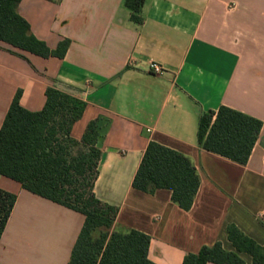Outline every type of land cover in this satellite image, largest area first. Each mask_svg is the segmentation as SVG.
I'll list each match as a JSON object with an SVG mask.
<instances>
[{
	"label": "crops",
	"instance_id": "crops-1",
	"mask_svg": "<svg viewBox=\"0 0 264 264\" xmlns=\"http://www.w3.org/2000/svg\"><path fill=\"white\" fill-rule=\"evenodd\" d=\"M17 12L49 49L64 39L69 46L63 58H43L0 42V127L17 91L31 112L43 108L50 85L83 100L70 137L79 141L97 121L94 195L117 207L115 229L150 237L155 264H182L215 242L234 251L228 225L264 247V0H145L141 24L123 0H20ZM220 106L262 124L245 165L198 145L201 115ZM150 141L195 167L200 183L188 211L169 190L132 188ZM0 190L16 196L0 264H66L84 216L2 175Z\"/></svg>",
	"mask_w": 264,
	"mask_h": 264
},
{
	"label": "trees",
	"instance_id": "trees-1",
	"mask_svg": "<svg viewBox=\"0 0 264 264\" xmlns=\"http://www.w3.org/2000/svg\"><path fill=\"white\" fill-rule=\"evenodd\" d=\"M19 2L0 0V42L43 58H63L69 40L49 49L31 34L28 23L18 14ZM144 2L123 0L130 20L136 24L143 22ZM19 96L17 91L0 127V175L84 216L66 264H155L148 258L150 237L133 229H115L117 207L94 195L100 160L97 121L87 124L79 141L70 137L71 127L81 117L86 103L50 85L45 90L43 108L31 112L20 107ZM261 125L253 117L220 106L215 113L201 115L197 142L206 151L245 165ZM199 183L197 171L187 156L150 141L132 188L147 194L169 190L171 201L188 211ZM15 201L14 194L0 190V237ZM226 233L234 251H225L220 242H215L202 246L196 253L185 254L182 264H244L239 253L248 254L252 264H264L263 246L234 225H228Z\"/></svg>",
	"mask_w": 264,
	"mask_h": 264
},
{
	"label": "built area",
	"instance_id": "built-area-1",
	"mask_svg": "<svg viewBox=\"0 0 264 264\" xmlns=\"http://www.w3.org/2000/svg\"><path fill=\"white\" fill-rule=\"evenodd\" d=\"M148 69L153 72L154 74H159L162 72V68L161 66H159L158 64L151 62L148 64Z\"/></svg>",
	"mask_w": 264,
	"mask_h": 264
},
{
	"label": "rangeland",
	"instance_id": "rangeland-1",
	"mask_svg": "<svg viewBox=\"0 0 264 264\" xmlns=\"http://www.w3.org/2000/svg\"><path fill=\"white\" fill-rule=\"evenodd\" d=\"M75 151L77 150V148L74 149Z\"/></svg>",
	"mask_w": 264,
	"mask_h": 264
}]
</instances>
